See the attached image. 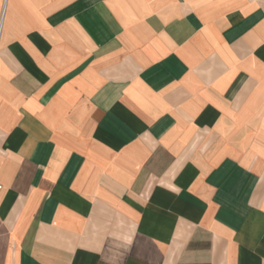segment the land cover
I'll list each match as a JSON object with an SVG mask.
<instances>
[{
	"label": "crops",
	"instance_id": "1",
	"mask_svg": "<svg viewBox=\"0 0 264 264\" xmlns=\"http://www.w3.org/2000/svg\"><path fill=\"white\" fill-rule=\"evenodd\" d=\"M0 264H264V0H0Z\"/></svg>",
	"mask_w": 264,
	"mask_h": 264
},
{
	"label": "built area",
	"instance_id": "2",
	"mask_svg": "<svg viewBox=\"0 0 264 264\" xmlns=\"http://www.w3.org/2000/svg\"><path fill=\"white\" fill-rule=\"evenodd\" d=\"M0 190H1V186H0Z\"/></svg>",
	"mask_w": 264,
	"mask_h": 264
}]
</instances>
